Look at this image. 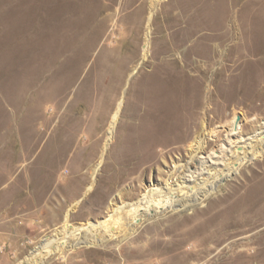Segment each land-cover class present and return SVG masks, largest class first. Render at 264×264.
<instances>
[{"label":"rangeland","instance_id":"374dc122","mask_svg":"<svg viewBox=\"0 0 264 264\" xmlns=\"http://www.w3.org/2000/svg\"><path fill=\"white\" fill-rule=\"evenodd\" d=\"M231 1L221 0L224 27L216 42L219 53L210 64L211 50L202 47L197 27L199 0H0V264H26L42 244L53 240L76 202L73 192L81 185L84 188L76 199L84 200L76 212L72 210L70 221L76 227L110 216L107 208L121 192L135 201L157 183H166L168 178L161 173L168 175L179 159L183 164L189 161L187 141L202 126L208 151L235 115L243 136L264 127V0ZM151 10L153 34L147 46ZM87 11V20L74 14ZM77 21L78 27L70 26ZM197 28L187 43L196 54L180 76L192 93L176 95L179 130L166 134L174 142L152 147L140 173L119 182L121 173L115 169L123 159L128 131L122 114L135 82L151 71L152 56L163 50L172 52L178 67L183 65V49H175V44ZM74 29L81 33L74 52L88 50L86 66L77 80L66 78L53 100L35 110L43 86L61 65L62 57L57 55L61 37ZM32 47L43 68L28 91L25 64ZM123 97L118 125L106 145L108 125ZM70 125L78 132L76 147L82 164L74 174L70 172L79 164L53 161ZM43 131L42 142L29 149L26 137ZM104 148L94 188L84 198ZM24 152L30 154L26 159ZM63 190L68 192L62 194ZM190 204L157 215L141 212L142 224L128 238L122 239L117 230L114 239L99 240L95 247L67 249L44 263L264 264V235L258 234L264 231V221L256 226L251 222L264 219V155L246 160L211 195ZM237 222L238 228L233 224Z\"/></svg>","mask_w":264,"mask_h":264},{"label":"bare ground","instance_id":"6f19581e","mask_svg":"<svg viewBox=\"0 0 264 264\" xmlns=\"http://www.w3.org/2000/svg\"><path fill=\"white\" fill-rule=\"evenodd\" d=\"M198 4L200 23L197 27H199V30L197 28L193 33L183 35L182 38L178 39L175 44L176 46L174 47L177 50L183 49L180 52V60L183 65L178 67L175 63V59H173L172 52L170 50H163L159 55L154 54V56H152L150 60V64L152 65L151 71L142 74L135 82L131 98L122 114V117L126 119L125 129L128 131L125 135V139L123 138V143L126 146V149H123L122 152L123 159H117V167L115 169L119 171L117 173H121L119 182H123L133 175L140 173L142 165H144L150 157V149H152V147H166L174 142V139L167 137L166 134L174 133L179 130L176 128V126L178 127L179 125L175 121L178 117L176 116V112L180 106L178 104L179 98H177L176 95L179 94L184 96L190 92L192 93V91L188 92L187 85L184 81H181L182 78H180L187 67L186 62H188L191 55L196 54L193 45H187L188 41L191 42L190 40L194 38V35L198 30L201 32L199 37L201 39L200 43L202 47L205 50L208 48L211 50V56L209 57L210 64L215 61V58L219 53L218 43L216 42L221 40V30L224 27L220 11L222 2L221 0H199ZM74 14L77 18L80 16L82 19H85L86 17L88 18L89 16L88 11L87 13L82 12L81 14L75 12ZM153 15L154 11L151 10L146 24L148 32L147 46L151 38L150 36L153 34L151 28ZM76 25L78 27L80 22L77 21L73 26H70L75 27ZM66 27L67 26H65V28ZM76 30L71 34L67 35L64 33L62 35L60 47L57 48V55L62 57L61 65L54 73H52L51 82L46 87L43 86L41 90L42 92L37 98L36 106H34L35 110L40 104L53 100V97L58 94L59 89H61L60 86L64 83L66 78L77 80L78 75L84 70V66H86L85 64L88 60V55H86L88 50L85 52V49L81 48L78 50L76 49L77 51L74 52L75 48L73 47V44H75L76 40H78V37L81 35V33ZM172 37H174V35ZM154 39L155 38H152V40ZM83 42V45L86 48L87 43L85 44V41ZM35 54V49L32 47L28 51L26 58L25 77L27 80L28 91L32 90L33 85L35 84V79L38 80L40 70L43 68L40 66ZM103 57L104 56H102V59ZM97 62L101 63V60L97 59L95 63ZM99 63H97L98 66L100 65ZM71 64H74L75 68H77L76 71H72ZM85 77L86 76H84V78ZM56 101L57 99L55 102ZM123 103L124 97L121 98L117 104L116 110L111 117L107 128L108 137L106 145L108 144L115 127L118 125ZM240 123L237 115H235L230 121L226 122L223 126L224 135L221 139L216 140L217 143L215 147L210 151L207 150L210 144L206 138V130L205 127L202 126L196 135L193 138H189L187 141L191 143L189 147V161L183 164L181 163L182 159H179L176 163L175 169L168 175L161 173V175L168 178L166 183H157L153 188L151 187L150 190H147L142 197L137 198L136 200L134 199L135 201L127 200L121 192L118 194V197L114 199V202H111L107 208V212L110 213V216L97 223H89L83 226L78 225V227H76L71 225L70 221L72 210L76 212L75 209L79 208V202L84 200L76 199L84 188L83 185H81L79 189L73 192L74 194L72 197L76 202L65 214L64 222L61 228L56 230L54 239L47 240L46 243L42 244L35 251V254L28 258L26 264H43L46 258L48 259L55 255L61 256L67 249L75 250L82 245L84 247L98 246L101 244L99 240L114 239L117 230L123 235H121L122 239H126L128 236L133 235L138 226L142 224L143 219L141 212H147L148 215H157L159 212L166 210L177 211L178 208L191 205L190 203L202 201L215 191L221 181L231 177L234 170L240 164L254 156L264 155V127L260 131L258 130L259 132H255L256 134H251L252 136L248 137L243 136L244 134L242 135L243 130ZM45 126L48 127L47 123ZM44 131L39 133V135H33L32 133L26 137L25 141H27L29 149H33L35 143L39 144V142H42L39 140L44 138ZM77 134L78 132L73 125H70L69 127L67 126L63 131L62 144L58 147L57 153L53 158V161L58 164H62L66 161H70L73 164H79L76 168L72 169L70 174L78 173L82 166V164L80 165L81 162L76 147ZM47 139H49V137H47L46 140ZM104 150H106V148L103 149L100 162L95 165L91 173L94 182L86 188L84 198L94 188L97 166L102 162L105 155ZM29 155V153L24 152L22 157L26 159ZM175 177L176 179L174 180ZM67 192V190H63L61 193L66 194ZM119 200L121 201L119 202ZM263 221L264 219L261 217L253 219L251 222L256 226ZM233 224L236 228H238L237 225H241L238 222ZM258 234H260V236L262 234L264 235V231L262 230Z\"/></svg>","mask_w":264,"mask_h":264}]
</instances>
